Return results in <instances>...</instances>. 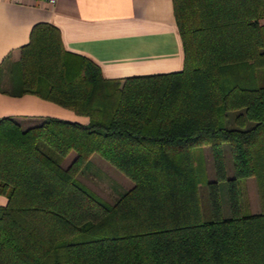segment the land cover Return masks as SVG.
Instances as JSON below:
<instances>
[{
	"label": "trees",
	"instance_id": "trees-1",
	"mask_svg": "<svg viewBox=\"0 0 264 264\" xmlns=\"http://www.w3.org/2000/svg\"><path fill=\"white\" fill-rule=\"evenodd\" d=\"M173 3L183 66L122 81L66 49L56 25L31 26L12 93L88 120L0 116V264H264V0ZM93 152L132 181L111 201L77 176Z\"/></svg>",
	"mask_w": 264,
	"mask_h": 264
},
{
	"label": "crops",
	"instance_id": "crops-1",
	"mask_svg": "<svg viewBox=\"0 0 264 264\" xmlns=\"http://www.w3.org/2000/svg\"><path fill=\"white\" fill-rule=\"evenodd\" d=\"M36 21L56 25L62 45L91 58L105 77L122 81L183 66L173 0H0V116L10 115L21 126L46 114L88 120L34 92L12 93L16 78L10 68ZM6 199L0 193V203Z\"/></svg>",
	"mask_w": 264,
	"mask_h": 264
},
{
	"label": "rangeland",
	"instance_id": "rangeland-1",
	"mask_svg": "<svg viewBox=\"0 0 264 264\" xmlns=\"http://www.w3.org/2000/svg\"><path fill=\"white\" fill-rule=\"evenodd\" d=\"M224 148L225 166L227 173L232 172L231 158L229 153V143L224 141L222 143ZM205 167L208 177H214V169L212 165L211 153L207 145L202 147ZM73 156V152L68 153L64 159V164ZM89 163L85 164L81 170L77 172V176L88 186L98 192L107 200H113L124 188L132 184L131 179L126 176L122 171L117 169L114 165L100 156L98 153L93 152L89 157ZM242 184L244 185L245 195L251 210H257L259 207V200L257 195V188L253 176L245 177ZM201 199L203 206L206 205V192L205 187L201 186ZM222 200L224 207L227 209L226 194L222 192Z\"/></svg>",
	"mask_w": 264,
	"mask_h": 264
},
{
	"label": "built area",
	"instance_id": "built-area-1",
	"mask_svg": "<svg viewBox=\"0 0 264 264\" xmlns=\"http://www.w3.org/2000/svg\"><path fill=\"white\" fill-rule=\"evenodd\" d=\"M47 1L52 2V1H54V0H47Z\"/></svg>",
	"mask_w": 264,
	"mask_h": 264
}]
</instances>
